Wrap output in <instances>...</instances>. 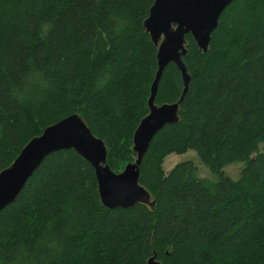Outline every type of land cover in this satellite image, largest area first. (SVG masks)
Segmentation results:
<instances>
[{
  "label": "trees",
  "instance_id": "1",
  "mask_svg": "<svg viewBox=\"0 0 264 264\" xmlns=\"http://www.w3.org/2000/svg\"><path fill=\"white\" fill-rule=\"evenodd\" d=\"M155 0H0V172L29 140L73 114L101 138L114 173L133 163L157 48ZM206 53L186 36L190 75L178 124L156 134L140 185L154 207L106 209L76 152L46 157L0 213V264H264V0H234ZM173 64L156 104L179 100ZM263 147V148H261ZM197 154L171 171L172 154ZM245 163L238 180L225 167Z\"/></svg>",
  "mask_w": 264,
  "mask_h": 264
},
{
  "label": "water",
  "instance_id": "2",
  "mask_svg": "<svg viewBox=\"0 0 264 264\" xmlns=\"http://www.w3.org/2000/svg\"><path fill=\"white\" fill-rule=\"evenodd\" d=\"M234 0H155L144 20V29L157 48V70L150 84L148 114L134 132L133 152L136 159L121 173H114L107 162V148L97 138L79 114H73L47 127L43 133L24 146L12 165L0 172V213L13 204L29 178L44 159L58 151H73L95 170L100 202L108 209H130L139 204L154 207L146 188L140 185L142 160L147 155L155 135L167 126L179 122L180 106L189 87L190 75L186 36L190 35L199 49L206 53L212 34L218 28L223 12ZM175 65L180 72L183 90L177 102L156 104V95L164 70ZM146 264H162L156 254Z\"/></svg>",
  "mask_w": 264,
  "mask_h": 264
},
{
  "label": "rangeland",
  "instance_id": "3",
  "mask_svg": "<svg viewBox=\"0 0 264 264\" xmlns=\"http://www.w3.org/2000/svg\"><path fill=\"white\" fill-rule=\"evenodd\" d=\"M263 148V147H261ZM197 154L193 151H188L185 154L182 155H177V154H172L168 156L163 163V169L166 172L171 171L177 164L183 163V162H192L197 168H198V176L202 179H209V180H216L217 175L214 176L209 172L210 170L201 164L200 159ZM246 164L245 163H237L233 165H229L225 167L222 171L223 175L236 181L240 177V173L243 168H245Z\"/></svg>",
  "mask_w": 264,
  "mask_h": 264
}]
</instances>
